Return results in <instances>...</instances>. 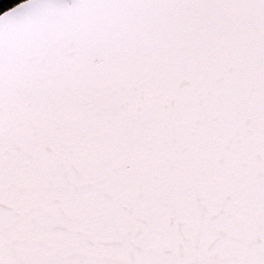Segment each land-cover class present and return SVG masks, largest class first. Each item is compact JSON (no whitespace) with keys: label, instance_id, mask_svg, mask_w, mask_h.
<instances>
[{"label":"snow or ice","instance_id":"snow-or-ice-1","mask_svg":"<svg viewBox=\"0 0 264 264\" xmlns=\"http://www.w3.org/2000/svg\"><path fill=\"white\" fill-rule=\"evenodd\" d=\"M0 5V264H264V0Z\"/></svg>","mask_w":264,"mask_h":264},{"label":"trees","instance_id":"trees-1","mask_svg":"<svg viewBox=\"0 0 264 264\" xmlns=\"http://www.w3.org/2000/svg\"><path fill=\"white\" fill-rule=\"evenodd\" d=\"M10 2H18V0H10ZM3 10V7H2V5H0V11H2Z\"/></svg>","mask_w":264,"mask_h":264}]
</instances>
